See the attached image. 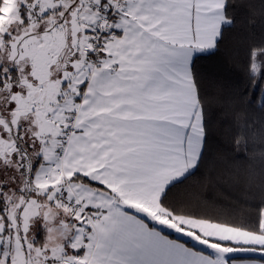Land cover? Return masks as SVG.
<instances>
[{
	"label": "crops",
	"instance_id": "obj_1",
	"mask_svg": "<svg viewBox=\"0 0 264 264\" xmlns=\"http://www.w3.org/2000/svg\"><path fill=\"white\" fill-rule=\"evenodd\" d=\"M30 1L26 23L19 22L17 0H3L0 8V60H5L0 66L17 74V81L0 91V110L15 130L35 131L37 107L30 100L35 94L30 99L29 94L41 85L35 74L64 55H58L52 23L60 12L69 16L71 7ZM223 23L224 0H127L117 19L118 35L106 40L96 70H90L83 46L86 71L79 93L68 101L77 131L65 139L59 158L43 155L44 163L48 157L55 163L51 180L37 170L29 181L31 194L47 197L50 216L66 218L71 214L56 203V183L78 178L69 188L98 216L83 236H75L74 255L62 264H264V235L171 216L159 205L166 189L197 165L203 127L191 66L195 55L215 48ZM67 44L80 49L70 39ZM3 123L10 128L9 121ZM2 170L0 192H22L20 171L10 186ZM39 178L45 181L38 183ZM38 219L47 231L38 216L30 226ZM24 237V259L48 252L54 239L44 236L39 248L35 235ZM2 251L3 244L0 256Z\"/></svg>",
	"mask_w": 264,
	"mask_h": 264
},
{
	"label": "trees",
	"instance_id": "obj_2",
	"mask_svg": "<svg viewBox=\"0 0 264 264\" xmlns=\"http://www.w3.org/2000/svg\"><path fill=\"white\" fill-rule=\"evenodd\" d=\"M2 4L0 0V8ZM25 9L21 8V17L26 23ZM261 51H264V0H224V23L215 48L195 55L191 66L203 142L195 169L171 184L159 201L160 207L171 216L264 235V158L257 155L264 152V55H257ZM255 61H260L256 72ZM16 78L14 69L6 72L0 66V91L8 81L16 82ZM216 97L227 103L219 106ZM238 112L244 113L243 120H237ZM0 121L10 122L9 129L0 125V153L4 157V161L0 159V174L2 168L8 170L14 165L15 161L6 160L7 156L17 158L19 152L23 164L24 155L31 163L30 181L42 163L41 146L35 148L36 137L29 129L15 130L9 115L1 110ZM17 169L21 170L22 181L25 171ZM3 194L0 192V214L6 224L3 205L7 201ZM44 234V227L39 226L35 246L43 247ZM44 256L40 252L27 259L33 264L35 260L44 262Z\"/></svg>",
	"mask_w": 264,
	"mask_h": 264
},
{
	"label": "rangeland",
	"instance_id": "obj_3",
	"mask_svg": "<svg viewBox=\"0 0 264 264\" xmlns=\"http://www.w3.org/2000/svg\"><path fill=\"white\" fill-rule=\"evenodd\" d=\"M30 2L31 1L27 0H17L18 10L20 5L25 7L27 18L30 17ZM55 3L60 6L64 5L65 8L67 6L71 7V13L69 16L66 11L64 13L60 12L58 16L55 15L52 23V26L54 27L53 37L59 47L57 50L58 55L61 52H63L64 55L62 59L58 57L53 59L51 65L53 70L52 67L48 69L43 67L37 72V74H35L37 77L36 81L41 85L32 88L33 94H29V99L31 95L33 96L35 94L30 99L33 103L32 107H35V105L37 107L36 110L32 109V115L37 117V122L35 123L37 129L31 131L32 135L36 137L35 148L39 144L42 149L41 152H39L41 156L50 155L51 157L55 154V157L59 158L61 145L64 146L65 144V138L63 136L65 121L73 114V110L68 108L69 95L79 93L81 76L86 71V56L82 51L85 44V25L80 14L85 3L84 0H56L54 1V4ZM21 11L22 10H20V14ZM23 20L24 18L19 16V22L22 23ZM28 31L29 29L27 28L26 32ZM69 39L77 43L80 48L78 49L79 52L77 49L69 48V44H67ZM1 43L0 39V44ZM2 64H5L4 58H1L0 60V65ZM259 64L260 61H255V72L257 71V65ZM0 123L3 126V121H0ZM24 156V164L20 161L21 153L19 152H17V158L11 157V155L6 158V160L15 161L14 164L17 167H20L21 169L23 168L25 175L22 177L20 184L23 188L22 192L17 193L6 191L3 194V197H5L7 201L3 205V208L8 222L5 224L4 221H2V218L0 219V236H3L0 240V245L3 244L0 264H4V260L7 257H11V264H31L29 259L26 257L25 259L22 258L23 251L20 246L23 244L22 239L24 240V236L35 235L37 228L40 226L39 219L30 226L36 216L39 218L41 217V219L43 218V225L48 229L47 231L45 230L46 235H44L53 236L54 239H52L50 243L51 246L49 247L48 252L40 251L47 254L43 257L44 262L41 260H35L33 261V264L63 263L64 260L67 261L74 255L73 239L75 236H83L85 230H88V227L90 226L81 208L92 213L95 211L94 209L89 208L81 198L78 197L77 192L75 193L73 189L69 188V183L77 184L80 183L79 180L66 179L65 181L61 180L56 183V188L58 189L56 203L60 206L61 210L69 212L71 216L64 217L65 219L53 215V217H51L50 213H48V209L50 208L51 210V205L48 203L47 197L40 198V193L34 191L33 194H31L29 192L28 181L31 163L28 160V156ZM48 159H46L45 163L44 159H42V163L38 170L42 172V174L44 173V179L46 177L47 180H51L57 170L52 167L55 163L49 162L50 160ZM17 167H15L14 172L9 169L4 173L6 180H11L7 182L10 186L15 184V181L12 180L13 177H16L17 180L19 179V176L16 175L17 171H19ZM40 172H38V174H40ZM13 173H15V175H13ZM44 179L39 178L38 183L39 180L44 182L46 180ZM54 191H56V189H54ZM72 204H79L81 208L79 207V209ZM233 252L235 251L230 253ZM214 255L221 257L220 254L217 253Z\"/></svg>",
	"mask_w": 264,
	"mask_h": 264
},
{
	"label": "built area",
	"instance_id": "obj_4",
	"mask_svg": "<svg viewBox=\"0 0 264 264\" xmlns=\"http://www.w3.org/2000/svg\"><path fill=\"white\" fill-rule=\"evenodd\" d=\"M126 2L127 0H84L85 8L81 14V19L85 25L84 47L91 70H96L101 64L106 50V40L117 37V19ZM76 131V116L72 114L65 121L63 136L67 139ZM72 205L77 208L80 207L79 204ZM81 209L90 225L98 222V216L95 212Z\"/></svg>",
	"mask_w": 264,
	"mask_h": 264
},
{
	"label": "snow or ice",
	"instance_id": "obj_5",
	"mask_svg": "<svg viewBox=\"0 0 264 264\" xmlns=\"http://www.w3.org/2000/svg\"><path fill=\"white\" fill-rule=\"evenodd\" d=\"M257 55H264V51H261V52L257 53ZM216 103H217L219 106L223 107V106L227 103V101H225L224 99H222V98H220V97H216ZM236 118H237L238 121H239V120H243V118H244V113H242V112H238V113L236 114ZM257 155H259L260 157L264 158V152H260V153H258ZM0 246H2V245H0ZM262 247H264V245H262ZM4 264H11V257H7V258L4 260Z\"/></svg>",
	"mask_w": 264,
	"mask_h": 264
}]
</instances>
